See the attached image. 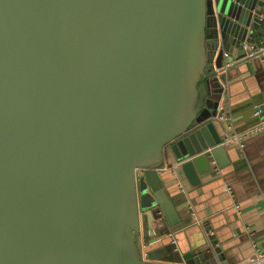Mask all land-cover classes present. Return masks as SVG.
Instances as JSON below:
<instances>
[{
    "label": "water",
    "instance_id": "water-1",
    "mask_svg": "<svg viewBox=\"0 0 264 264\" xmlns=\"http://www.w3.org/2000/svg\"><path fill=\"white\" fill-rule=\"evenodd\" d=\"M257 6L0 0V264L235 263L208 221L172 229L158 166L172 155L196 185L227 160L222 83L249 59L264 75L246 48ZM159 209L166 225L139 255Z\"/></svg>",
    "mask_w": 264,
    "mask_h": 264
},
{
    "label": "crops",
    "instance_id": "crops-1",
    "mask_svg": "<svg viewBox=\"0 0 264 264\" xmlns=\"http://www.w3.org/2000/svg\"><path fill=\"white\" fill-rule=\"evenodd\" d=\"M256 8L264 16V8ZM256 33L257 29L252 33L253 38ZM257 64L258 61L254 63L249 59L239 68H231V78L222 83L224 90L218 109L224 108L219 113L223 116L219 118L223 128L217 124L218 130H230L231 134L250 130L242 137V145L239 147L236 142L226 144L227 148L230 147L227 160L221 166H211L199 172V183L196 185L191 184L178 167L185 193L178 190L175 176L169 169L175 163L172 155L171 158L164 157L158 166L164 197L172 204L175 217L179 220L172 229L182 231L195 222L208 221L209 232L217 234L218 244L225 246L227 259L238 264L252 256L254 242L264 247V131H251L264 120V110L254 113L255 106L264 101V75L258 72ZM223 102L226 104L223 105ZM209 160L211 165L212 158ZM160 211L161 221L142 217L137 234L140 251L144 239L152 241L166 225V218ZM197 234L198 230L188 234L178 233V244L187 249L196 240ZM151 262L174 264L158 259Z\"/></svg>",
    "mask_w": 264,
    "mask_h": 264
},
{
    "label": "built area",
    "instance_id": "built-area-1",
    "mask_svg": "<svg viewBox=\"0 0 264 264\" xmlns=\"http://www.w3.org/2000/svg\"><path fill=\"white\" fill-rule=\"evenodd\" d=\"M260 18H262V16L260 15ZM247 51L248 53L252 54L253 56H258L261 58V62H262V67L264 69V39H257V40H250L247 43ZM223 70L226 71V64L223 65ZM262 110H264V101H262L261 103L257 104L254 108V113L255 114H259ZM219 118H223L222 114H218ZM264 130V120H262L261 122H259L257 125H255L251 131H263ZM250 130L241 133V134H237V133H233L230 134L228 136H226L223 139L224 144H228L230 142H236L237 145L240 147L242 145V137L245 136L244 134L249 133ZM211 163H214V160H211ZM170 170H172L175 179H176V185L177 188L180 192L185 193V187L184 184L182 182V176L181 174H179V172L177 171L178 167L176 164H173L169 167ZM252 248H253V252L254 255L251 257H247L245 260L242 261V263L240 264H263L264 263V247H260L257 243H253L252 244Z\"/></svg>",
    "mask_w": 264,
    "mask_h": 264
},
{
    "label": "trees",
    "instance_id": "trees-1",
    "mask_svg": "<svg viewBox=\"0 0 264 264\" xmlns=\"http://www.w3.org/2000/svg\"><path fill=\"white\" fill-rule=\"evenodd\" d=\"M256 37L255 38H253L252 37V39L251 40H257V39H259V38H264V23H262L260 26H259V28L257 29V33H256Z\"/></svg>",
    "mask_w": 264,
    "mask_h": 264
},
{
    "label": "rangeland",
    "instance_id": "rangeland-1",
    "mask_svg": "<svg viewBox=\"0 0 264 264\" xmlns=\"http://www.w3.org/2000/svg\"><path fill=\"white\" fill-rule=\"evenodd\" d=\"M135 245H136V250H137L138 254L140 255V249H139L138 244H137V235H135Z\"/></svg>",
    "mask_w": 264,
    "mask_h": 264
}]
</instances>
